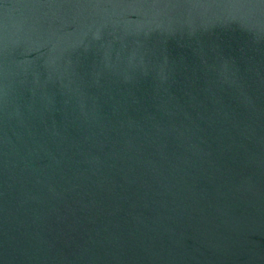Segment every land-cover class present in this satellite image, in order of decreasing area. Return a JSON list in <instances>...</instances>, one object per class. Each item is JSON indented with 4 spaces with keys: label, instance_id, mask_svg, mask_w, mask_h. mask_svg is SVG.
Returning a JSON list of instances; mask_svg holds the SVG:
<instances>
[{
    "label": "water",
    "instance_id": "95a60500",
    "mask_svg": "<svg viewBox=\"0 0 264 264\" xmlns=\"http://www.w3.org/2000/svg\"><path fill=\"white\" fill-rule=\"evenodd\" d=\"M0 264H264V0H0Z\"/></svg>",
    "mask_w": 264,
    "mask_h": 264
}]
</instances>
